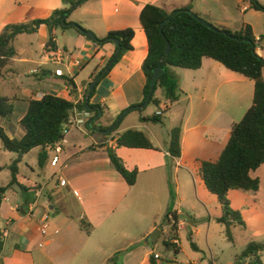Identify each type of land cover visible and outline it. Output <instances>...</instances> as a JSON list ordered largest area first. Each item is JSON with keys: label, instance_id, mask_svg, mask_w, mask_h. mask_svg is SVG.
Wrapping results in <instances>:
<instances>
[{"label": "crops", "instance_id": "obj_1", "mask_svg": "<svg viewBox=\"0 0 264 264\" xmlns=\"http://www.w3.org/2000/svg\"><path fill=\"white\" fill-rule=\"evenodd\" d=\"M257 1L264 6V0ZM146 5L169 13L188 7L219 29L239 32L248 25L255 39H264V13L253 10L249 0L85 1L72 11L68 22L91 32L97 39L113 31H134L132 49L99 79L89 100L90 105L101 110L100 118L93 122L96 127L111 128L125 111L143 100L142 64L148 45L139 16ZM69 7L63 0H0V33L7 25L47 19L54 11ZM48 39V30L42 25L36 33L19 35L13 41V47L17 40L23 45L19 49L14 47L16 56L0 79V97L10 99L13 104L11 116L0 120L10 138L21 139L25 134L20 120L26 113L28 100L53 95L74 105L81 102L95 75L116 53L113 43L98 45L73 29L54 32L52 53L44 50ZM260 50L264 51L263 41L255 52ZM33 70L38 73L32 74ZM56 70H61L62 76H56ZM172 71L181 93L170 105L162 91L156 90L159 105H169L162 124L141 121L154 115L158 108L149 104L126 113L111 134L110 130H88L90 119L85 129H71L66 143L61 144L55 167L51 166L56 155L52 147H38L22 157L18 184L6 191L0 207V232L7 234L2 238L0 264H113L112 259L126 250L121 264L138 261L150 264V255L159 257L143 242L155 229L161 231L160 235L164 228L171 229L172 215L178 219V231L183 228L179 219L184 215L182 203L186 201L178 195L181 185H188L183 169L190 173L189 169L194 166L199 169L202 161H217L229 141L232 126L252 106L254 94L253 81L208 58L202 60L197 70ZM17 110L18 117L11 119ZM132 114L135 115L130 117ZM176 127L181 130L180 157L172 158L168 148L170 133ZM127 130L142 132L154 150L117 147L118 135ZM109 150L115 152L128 171H137L133 186H128L115 170ZM4 156L9 164L2 166L5 168L0 176L17 158L7 151ZM260 168L264 169V164ZM39 169L43 172L48 169L53 177H46ZM251 176L257 178L254 172ZM4 178L2 187L8 185L10 171ZM61 180L65 181L63 187L59 186ZM261 186L260 180L259 191ZM172 187L177 199L172 197ZM259 191L252 195L256 197ZM197 201L206 211L207 225L217 224L215 219L219 217L212 216L200 197ZM45 217L47 229L42 234ZM81 221L88 231L81 228Z\"/></svg>", "mask_w": 264, "mask_h": 264}, {"label": "trees", "instance_id": "obj_2", "mask_svg": "<svg viewBox=\"0 0 264 264\" xmlns=\"http://www.w3.org/2000/svg\"><path fill=\"white\" fill-rule=\"evenodd\" d=\"M63 1L67 2L70 7L54 11L47 19L10 24L4 27L0 33V79L3 76V70L12 63V59L16 56L13 41L17 36L34 34L40 26L44 25L49 33V39L44 50L47 53H52L55 49L54 32L56 30L73 29L84 35L85 30L82 27L67 21L73 11L71 7L80 0ZM249 1L253 10L264 13V6L259 4L257 0ZM178 10L180 12L174 15L176 10L169 13L162 8L146 5L140 13L139 20L147 38L148 53L142 64V71L145 76L143 100L140 105L135 106V109L138 110L140 106L146 104H153L158 107L160 101L155 98L157 89L162 91L164 100L170 105L176 102L181 91L178 78L172 69L197 70L201 67L204 58L214 60L226 69L253 81L252 106L242 120L232 126L229 141L217 161H202L199 168V176L206 190L216 197L221 208V216L215 219V222L225 227L226 239L233 244L232 229L237 226L245 229V223L240 212L231 208L227 197L228 193L235 190L256 194L259 191L260 180L253 178L251 173L264 164V60L255 52V37L250 26L244 25L239 32L219 29L212 24L213 28H209L205 25L207 22L194 14L190 8ZM168 18H170L169 22L160 30L161 25ZM133 36L134 31L132 29H125L109 32L103 39L96 38L95 43L98 45L112 44L114 40L119 42L120 51L117 58L112 62L111 68L126 52L132 49L131 40ZM166 41L170 45V51L167 55H165ZM112 58L95 75L94 79L100 76L101 80L108 74L109 71L106 72V68ZM156 68L162 69L163 73L156 80L153 94L150 95L151 79ZM93 93L94 89L89 93V88H87L84 100L75 105L53 95H44L39 100H28L26 113L20 120V125L25 132L21 139L10 138L0 126V142L3 150L17 155V158L8 166L11 174L8 185L0 186V207L6 191L18 184V164L22 157L38 147L45 149L60 145L63 138L62 127L69 119L73 108L84 110L87 105L88 112L93 114L90 120L94 119L98 114L97 109L100 108L89 104ZM149 96L151 98L147 103ZM12 113L13 104L11 100L0 97V120L8 118ZM162 119L152 115L148 118H141V121L162 124ZM94 128L101 132L110 130V134L117 129V127L114 129L96 127L94 123L87 126L88 130ZM180 136L179 127L172 129L168 148V153L172 158L180 157ZM116 146L154 150L149 139L137 130H127L118 135ZM108 155L113 167L127 185L133 186L137 179V171H128L113 150H109ZM43 159L44 154L41 153L39 162L42 163ZM4 168L0 167V172ZM172 216V240L176 243L167 241L164 245L167 251L172 250L174 255H178L180 252L177 244L178 219L175 215ZM80 226L88 231V226L84 221L80 222ZM191 246L196 250L194 244L191 243ZM2 249L3 241L0 232V254ZM263 250L264 244L250 242L236 259V262L237 264H243V261H248V264H263L261 259ZM115 258L111 261L113 264H116ZM158 260L161 258L155 255L149 257L150 264H157Z\"/></svg>", "mask_w": 264, "mask_h": 264}, {"label": "rangeland", "instance_id": "obj_3", "mask_svg": "<svg viewBox=\"0 0 264 264\" xmlns=\"http://www.w3.org/2000/svg\"><path fill=\"white\" fill-rule=\"evenodd\" d=\"M22 45V41L17 40L14 47L19 49ZM256 54L264 60L263 50L256 52ZM152 109H155L154 106H152ZM139 113H143V111ZM133 115L135 114L130 117ZM17 117L18 110L11 119L15 120ZM4 153L6 151L1 150L0 167L9 164V160L4 156ZM189 170L190 173L183 169L188 185L186 186L182 182L183 185H181L180 194H178L186 201L182 203L184 215L179 219V222L184 223V225L177 232V244L180 252L178 255H174L172 250L167 251L165 248L164 243L167 241L176 243L172 240L173 233L169 228H164V233L159 235L155 245L151 246L150 249L161 258V264H174V262L178 264H237L236 259L250 242L264 244V169L259 168L254 172L255 176L262 182L261 189L256 197L235 190L228 193L227 197L231 208L240 212L245 223V229L239 226L232 229L233 244L227 241L223 226L215 223L210 227L207 225L206 211L197 201V197H200L207 204L212 216L220 217L221 209L216 197L206 190L199 176L198 167L194 166ZM38 171L46 177H53L48 169L44 172L41 169ZM8 174L9 171L5 170L0 176L1 184ZM172 197L177 199L173 187ZM255 198L257 199L256 202H254ZM192 205L194 206L191 207ZM195 226H197L196 229H194ZM191 243L195 245L196 250L192 248ZM126 251H122L116 256V264H121V258ZM261 259L264 264V250L261 253ZM243 264H248V261H243Z\"/></svg>", "mask_w": 264, "mask_h": 264}, {"label": "built area", "instance_id": "obj_4", "mask_svg": "<svg viewBox=\"0 0 264 264\" xmlns=\"http://www.w3.org/2000/svg\"><path fill=\"white\" fill-rule=\"evenodd\" d=\"M264 42V39L258 38L255 39V48L258 47L260 48V43ZM53 62L57 63V60H54ZM32 74H37L38 71L37 70H33L31 72ZM55 75L56 76H62V71L61 70H56L55 71ZM169 105L168 103H163L162 105H159L156 112H155V116L157 117H163L165 112L167 111ZM91 118L90 113L88 112V110L84 109V110H78L76 108H73L72 113L69 117V119L67 120V122L63 125L62 127V140L60 142V145H57L56 147H52L53 151L55 152V156L52 158L51 160V166L55 167L58 163H59V157L58 154L61 153V144L66 143V136L68 134V132L71 129H79V130H83L86 128V124L88 122V120ZM59 186L63 187L65 186V181L61 180L59 183ZM36 197H38V193H35ZM46 217L43 219V224H42V234H46V229L47 226L44 224L46 222ZM57 233V232H56ZM6 232L2 233V238L6 237Z\"/></svg>", "mask_w": 264, "mask_h": 264}, {"label": "water", "instance_id": "obj_5", "mask_svg": "<svg viewBox=\"0 0 264 264\" xmlns=\"http://www.w3.org/2000/svg\"><path fill=\"white\" fill-rule=\"evenodd\" d=\"M85 1H87V0H80L79 2L75 3V4L72 6V10H75L76 8H78V7H79L81 4H83ZM179 12H180V10H176L173 14L175 15V14H178ZM169 20H170V18L166 19L165 23H163V24L161 25L160 30L163 28V26H164L167 22H169ZM205 25H206L207 27H209V28H213V26H212L210 23H208V22L205 23ZM84 35H85V37H86L88 40H90V41H95V40H96L95 36H94L91 32H87V31H85V32H84ZM113 44L116 46L117 50H116V53H115V55L113 56L111 62L109 63L108 67L106 68V72H108V71L110 70V68H111V66H112V62L117 58V56H118V54H119V51H120L119 42H118L117 40H114V41H113ZM169 51H170V45H169L168 42L166 41L165 55L169 54ZM162 73H163V70L160 69V68H156V69L153 71V76H152L151 84H150V90H151V91H150V95L153 94L156 80L158 79V77H159ZM99 79H100V76L96 77V78L94 79V81L89 85V93L95 88V86H96L97 82L99 81ZM150 98H151V97L149 96V98H148V100H147V103H149ZM86 102H87V99H86ZM146 105H147V104H146ZM146 105H144V106H140L139 108H142V109H143V108L146 107ZM85 109H86V110L88 109L87 106H86ZM134 109H135V107H131L130 109H128L127 111H125V113H123V114L119 117V119H118L117 122L111 127V129H114V128L116 127V125L118 124V122L122 119V117H123L126 113H128L129 111L134 110ZM97 111H98V114L95 116L94 119H92V120H90V121L88 122V126H90L95 120H98V119L100 118V116H101V110H100V109H97ZM160 233H161V231H160L159 229H155V230H154L152 233H150V234L148 235V237L144 240V242H143L144 245H146V246H153V245H155V243H156V241H157V239H158Z\"/></svg>", "mask_w": 264, "mask_h": 264}]
</instances>
